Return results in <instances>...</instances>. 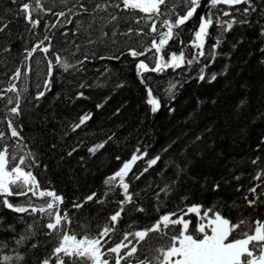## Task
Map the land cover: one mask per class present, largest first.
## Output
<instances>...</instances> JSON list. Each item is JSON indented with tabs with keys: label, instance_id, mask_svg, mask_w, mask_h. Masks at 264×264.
I'll list each match as a JSON object with an SVG mask.
<instances>
[{
	"label": "trees",
	"instance_id": "obj_1",
	"mask_svg": "<svg viewBox=\"0 0 264 264\" xmlns=\"http://www.w3.org/2000/svg\"><path fill=\"white\" fill-rule=\"evenodd\" d=\"M41 2L45 8H51L52 12L37 14L42 16L41 24L29 31L31 26L25 22L23 16L17 15L19 4L16 0H0V21L8 24L4 32H0V89H7L13 74L19 68L21 78L14 81L17 88L24 96H34L38 90L37 85L43 83L47 70L46 60L44 54L37 51L27 61L32 71L26 73L25 48L31 49L43 39L45 24L50 26L57 19L61 22L65 19L72 20L71 24L57 25V28L47 32L52 37L53 45L48 58L53 59L55 63L52 56V52L55 51L67 62L76 64L88 55L89 59L82 65L83 71L70 69L64 72L58 68L54 69L51 91L35 108L33 104H36V101L29 103L22 100V110L27 108L28 111L19 121L24 125L21 136L27 146L26 151L30 150L37 154L39 161V167L33 168L32 171L42 189L51 188L57 194L63 195L61 214L65 208L68 210L72 219L71 230L79 236L81 232L79 225L88 224L92 234H95V225L104 223L107 216L117 208L115 201L123 199L119 189L110 195L103 205L92 201L75 210L72 203L83 200L92 192L101 196L105 191L104 179L114 174L121 167L122 161L128 160L137 147L141 152L147 151L145 159L159 154L162 162H168L185 156L192 163L189 175L196 179L182 178L178 189L169 194L166 205L160 209L159 214L176 211L175 205L181 208L202 205V212L209 207L220 210L222 215L233 223L241 218H250L253 221L260 219L264 222V204L257 205L255 209L248 207L242 199L241 192L235 191L236 181H231L230 184L221 183L218 191L212 190L213 181H221L222 177L231 180L233 174L241 173L244 175L239 184L249 186L250 177L255 173V166L248 161L257 155L264 160V144L260 143L264 137V117L259 115L264 113V52L261 51L264 49V35L261 34L260 27L264 25V10L259 7L264 4V0H254L258 7L257 12L249 17L251 24L234 25L232 30L224 34L223 42L217 49L215 62L206 69V73L209 74L220 73L225 65L228 66L227 73L218 76L215 82L211 84L198 82L194 78L201 65L208 63L203 58L200 64H194L191 68L185 65L181 69H167L163 73L144 74L145 82L152 89L153 95L161 100L162 107L156 114H152L145 103L146 89L137 77L136 61L133 58L127 55L121 56L119 60L98 58L118 55L126 51L136 39H143L146 44H150V37L147 35L143 37L121 35L129 26L133 29L144 28L145 33L149 32L150 29L144 26L143 21L137 24L133 20L120 19L107 23L106 21L110 19L109 13L119 17L129 15L122 5L119 9L109 7L107 12L95 14L104 17L105 21L98 20L92 23L89 31L91 38L97 42L89 45L86 43L88 35L83 30H77L80 24L83 23L86 27L91 22L90 14L96 3L114 4L119 3V0L79 2L67 0V3H62L61 0H41ZM79 3H84L88 7V14L79 12ZM204 3H207V0H202V6L196 15L182 26L183 31L177 30L180 31V38L185 44L193 38L191 33L199 22L201 12L206 11L203 8ZM245 6L236 7L242 9ZM69 8H73L76 14H68L66 17H57L53 14L61 11L67 14ZM233 13L235 14V9ZM141 15L143 14L137 12L136 19ZM223 19L227 20L228 17ZM157 26L159 27V24ZM101 28L109 33L103 42L99 40ZM113 31L116 32L114 38L111 35ZM209 31L211 36H215L219 29L214 24ZM47 43L45 41V44ZM214 43L213 39H208L205 45L206 53L209 46ZM77 45L79 50L76 48ZM180 47L179 40H174L170 41L166 50L179 52ZM191 51V48L185 49V55L189 58ZM169 81H180L182 84L177 85L175 99L171 101L165 94ZM81 84H85L86 87L80 88ZM119 84L124 86L117 87ZM25 89L27 91H24ZM79 91H82L86 98L70 102L69 98H75ZM241 100L245 101V105L238 107ZM97 104H103V107L97 109ZM169 106L174 111L169 112ZM84 113H91L92 119L81 129L72 132L70 125ZM2 115L0 112V116ZM109 137L112 139L104 149L95 156L89 154L88 147ZM197 137L200 139L197 140ZM76 145H79V150L69 157L67 153ZM169 145H172L171 148H168ZM165 148H168L167 152L164 151ZM117 156L121 158L119 161L116 159ZM144 167V161H138L126 178L130 184L129 191L138 195H134L135 205L125 206V212L118 225L122 230H140L158 219L159 214L154 209L155 192L165 183L175 179L174 169L169 168L161 172L163 163L149 169L139 180L133 179V173L138 174ZM205 177L208 178L207 185L204 184ZM185 195L189 199L182 203L180 198ZM9 199L17 203L24 198ZM161 199H164L163 193ZM34 202L43 203L42 200ZM233 202L236 203L235 208L231 207ZM136 206L144 208L145 211L136 212L134 210ZM20 215H24L25 220L31 222L27 214H16L7 209H0V217H3L0 228L5 229L0 231V240L9 244V247L0 249V256L5 254L15 256L13 249L16 245L11 239L14 233L7 230V226L13 225L16 233L23 232L25 225L17 219ZM185 218L191 219L193 224L197 220L194 214ZM128 225L132 227L128 228ZM42 231L46 229H38L34 240L19 249L30 252L28 264H34L31 257H43L54 246L49 243L36 249L31 248L32 242L46 239L41 234ZM119 239V235L114 237V240ZM144 243L145 246L156 247L165 241L160 240L157 234L150 233Z\"/></svg>",
	"mask_w": 264,
	"mask_h": 264
},
{
	"label": "snow or ice",
	"instance_id": "obj_2",
	"mask_svg": "<svg viewBox=\"0 0 264 264\" xmlns=\"http://www.w3.org/2000/svg\"><path fill=\"white\" fill-rule=\"evenodd\" d=\"M19 4L17 15L23 16L25 22L31 27L29 31L38 28L41 24L42 16L37 14L52 12L51 8H45L41 0H16ZM62 3H67V0H61ZM79 2V0H78ZM123 9L129 12V15L119 17L116 14L109 13L110 19L107 23H112L123 19L125 21L133 20L137 24L143 21L144 26L149 28V32L145 33L144 28L133 29L131 26L121 35L150 37V44H146L143 39H136L135 42L127 47L126 51L120 52L118 55L111 57H98L99 59L119 60L121 56L127 55L133 58L136 68L137 77L146 89V101L149 110L152 114L160 111L162 104L161 100L153 95L152 89L148 87L144 79V74L148 72L163 73L167 69H181L185 65L191 68L194 64H200L201 58L208 63L201 65L197 75L194 77L198 82H207L209 84L215 82L218 76H223L227 73L228 66L225 65L224 70L220 73H206V69L215 62L217 58V49L221 46L224 34L233 29L234 25L251 24L249 17L257 12V3L254 0H207L203 4L206 10L201 12L199 22L191 35L193 38L185 44L180 38V31H183L182 26L192 20L198 9L202 6V0H119V3L105 2L103 4L96 3L91 11V22L85 27L80 24L79 30H83L88 39L87 44L96 43V40L91 38L90 29L92 23L105 21L102 16L95 15L98 12H107L109 7ZM246 5L242 9L236 6ZM75 7V6H74ZM264 10V4L259 5ZM227 9V10H226ZM235 9V14L233 13ZM79 12L89 13L88 7L84 3H79ZM142 13L139 19H136V13ZM182 13V14H181ZM57 17H66L68 14L75 15L73 8L68 9L66 14L64 11L53 13ZM237 14L239 18H237ZM228 17L227 20L223 19ZM71 24V19H65L61 22L59 19L50 26L45 24V35L31 49L25 48L26 56L24 58V67L27 72H31L32 68L27 63L34 53L40 51L44 54L46 60V72L42 85H37V92L34 96H24L17 84L14 82L21 78V71L18 68L13 74L7 89H0V209H7L16 214H27L31 218L29 223L25 220L24 215L17 217L18 221L25 225L23 232L16 233L13 225H8L7 230H10L12 243L16 245L13 249L15 256L2 255L0 256V264H28L30 252L20 251L26 244L33 241L37 235L38 229H46L42 231V235L46 238L44 241L36 240L31 243V248L52 243L54 246L49 253L43 257H31L34 264H264V222L260 219L254 221L250 218L238 219L233 223L229 218L222 215L220 210L207 208L202 212V205H192L181 208L175 205L176 211L159 214L160 209L165 207L167 198L170 193L176 191L179 187V181L183 179L195 180V177L189 175V169L192 163L187 157L181 156L179 160H170L162 162L161 155L157 154L150 159H145L147 151L141 152L137 147L132 152L130 158L122 161L121 167L114 174L107 176L103 184L105 191L101 196L96 192H92L80 201H74L72 208L79 210L85 204L95 201L97 204H105L107 198L115 193L117 189L123 199L115 201L117 208L107 216L104 223L95 225V234L88 224L79 225L81 232L78 234L70 229L72 219L69 217L68 210L65 208L61 214V206L64 204L63 195L57 194L54 189H42L40 182L32 169L39 167L37 154L30 150L26 151L24 138L21 136L24 125L19 123L21 117L28 110H22L21 103L27 101L31 103L33 100L36 104L33 107H38L39 101L46 96L52 89V77L54 69H60L68 72L70 69L75 71H83L82 65L89 59L88 55L84 56V60L77 61L76 64H71L63 59L58 52L53 51L52 56L55 59L48 58L50 50H52V37L47 32L57 28V25ZM259 23V21H257ZM159 24V27L157 26ZM215 24L219 29L217 35L211 36L209 29ZM8 27L7 23L0 21V32ZM261 34L264 35V25H261ZM180 31H177V30ZM65 35L66 33H61ZM114 38L116 32H112ZM109 33L100 29L99 40L103 42ZM215 41L210 45L207 53L205 45L208 39ZM179 40L181 45L179 52L166 50L169 47L170 41ZM45 41L48 43L45 44ZM235 47V45L233 46ZM79 50V45L76 46ZM191 48L190 58L185 55V49ZM10 49H5L9 51ZM264 52V49L261 50ZM144 57V59H141ZM151 65V66H150ZM107 71V70H106ZM187 82V81H185ZM180 81H169V87L165 89L169 101L175 99L177 85ZM123 84L117 87H123ZM86 87L81 84L80 88ZM24 91H27L25 89ZM14 93V95H8ZM86 98L82 91L76 93L75 98H69L70 102L75 99ZM106 102V101H105ZM198 103H200L198 101ZM245 101L241 100L238 107H243ZM97 109L102 108L103 104H97ZM174 111L169 106V112ZM264 117V113H260ZM92 119L91 113H84L77 118V121L70 125L72 132L81 129ZM112 139L97 143L88 147L87 151L90 155L95 156L100 150L104 149L106 144ZM197 140L200 137L196 138ZM11 141V143H9ZM175 143V142H174ZM261 144H264V137L261 138ZM169 145L168 148H171ZM168 148L164 151L167 152ZM11 149V151H10ZM79 150V145L74 146L67 155L71 157ZM257 150H260V145H257ZM81 161L83 157L80 158ZM119 161L121 158L116 157ZM143 160L145 167L138 174L133 173L132 178L139 180L145 173L157 166L158 163H163L161 172L167 169H174L175 179L165 183L155 192L154 209L158 215L153 223L148 224L144 228L136 231L122 230L118 227L122 214L125 212V206L135 205L134 195L129 191L130 184L126 181L129 173L138 161ZM249 164L255 166V173L251 175L249 186L240 185L243 173L233 174L231 180L222 177L221 181L212 182V190L218 191L221 188V183L230 184L231 181H236L237 186L235 191L241 192L242 199L248 207L255 209L257 205L264 204V160L259 155L248 161ZM47 166L45 165V168ZM259 183H255V182ZM208 178H204V184L207 185ZM259 189V191H258ZM243 190V191H242ZM161 193L164 199H161ZM23 197L17 203H13L9 198ZM251 197V198H249ZM181 202L189 199L188 196H182ZM35 200H42L43 203L36 204ZM231 207L235 208L236 203L233 202ZM136 212L143 213L144 208L136 206ZM194 214L197 218L193 224L191 219H186V216ZM3 223V217H0V224ZM132 225H128L131 228ZM5 229L0 228V231ZM150 233L157 234L160 240L165 243L156 246H145L146 238ZM120 236L119 240H114V237ZM19 238H16V237ZM51 238V239H48ZM9 247L7 241L0 240V249ZM141 254L143 258H141Z\"/></svg>",
	"mask_w": 264,
	"mask_h": 264
},
{
	"label": "rangeland",
	"instance_id": "obj_3",
	"mask_svg": "<svg viewBox=\"0 0 264 264\" xmlns=\"http://www.w3.org/2000/svg\"><path fill=\"white\" fill-rule=\"evenodd\" d=\"M201 214H203V212H201Z\"/></svg>",
	"mask_w": 264,
	"mask_h": 264
}]
</instances>
